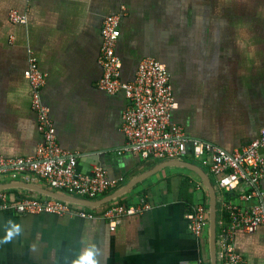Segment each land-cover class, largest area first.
Listing matches in <instances>:
<instances>
[{
	"label": "crops",
	"instance_id": "crops-1",
	"mask_svg": "<svg viewBox=\"0 0 264 264\" xmlns=\"http://www.w3.org/2000/svg\"><path fill=\"white\" fill-rule=\"evenodd\" d=\"M12 8L26 14V23L9 19ZM118 13L121 81L133 80L143 58L164 64L178 104L172 121L188 138L231 153L264 134V0H0V157L33 156L43 140L26 78L32 52L47 75L43 99L57 143L77 156V171L101 166L124 178L112 192L132 184L115 200L132 203L146 195L152 204L115 230L103 219L0 212V264H212L209 224L196 238L186 220L200 203L210 215V193L185 164L214 187V258L222 264L219 209L226 195L209 171L190 159L144 160L121 152L127 100L121 91L97 87L102 25ZM0 186L15 197L52 190L32 177L0 178ZM234 244L246 264H264V225L254 234L237 232Z\"/></svg>",
	"mask_w": 264,
	"mask_h": 264
},
{
	"label": "built area",
	"instance_id": "built-area-1",
	"mask_svg": "<svg viewBox=\"0 0 264 264\" xmlns=\"http://www.w3.org/2000/svg\"><path fill=\"white\" fill-rule=\"evenodd\" d=\"M123 14L108 15L101 29L102 44L99 63L103 75L97 87L107 94L122 92L127 106L121 116L120 130L126 138L123 153H132L144 160H193L206 168L216 179L218 189L226 195L220 207L222 227V264H246L236 248L237 232L254 234L264 225V134L241 150L228 153L211 144L190 139L184 129L172 121L178 104L167 67L154 58H143L130 82L120 79L122 62L116 53ZM9 19L26 23V14L18 9L9 11ZM26 78L31 86L32 108L37 114L42 143L35 155L8 159L0 157V178L13 181L37 178L60 194L97 200L117 189L124 178L111 177L101 166L89 174L79 173L77 156L64 151L57 143L51 110L45 104L43 91L47 75L30 52ZM152 207L146 195L128 203L110 200L97 206L66 201L53 196L15 197L0 190V212L17 214L51 213L86 219H103L115 230L123 218L138 215ZM209 210L195 205L186 214L189 232L196 238L203 235ZM191 264H207L198 260Z\"/></svg>",
	"mask_w": 264,
	"mask_h": 264
},
{
	"label": "water",
	"instance_id": "water-1",
	"mask_svg": "<svg viewBox=\"0 0 264 264\" xmlns=\"http://www.w3.org/2000/svg\"><path fill=\"white\" fill-rule=\"evenodd\" d=\"M186 167L193 169L196 171L198 174L201 175L205 186L208 188L209 193H210V215H209V228H210V238L212 241V249H213V260L212 264H216V260L214 258V249H215V242L217 241V221H216V200H215V190L210 181L206 178V176L198 170L196 167L192 165L185 164ZM132 184H128L125 188L119 189L114 192H110L107 195L97 199V200H89V199H84V198H76V197H71V196H66L63 194H60L58 192L52 191V190H46L45 193H47L49 196L57 197L66 201H73V202H79L83 203L85 205H101L103 203H106L110 200H113L120 196L122 193H124ZM8 186H0V190L7 189Z\"/></svg>",
	"mask_w": 264,
	"mask_h": 264
},
{
	"label": "rangeland",
	"instance_id": "rangeland-1",
	"mask_svg": "<svg viewBox=\"0 0 264 264\" xmlns=\"http://www.w3.org/2000/svg\"><path fill=\"white\" fill-rule=\"evenodd\" d=\"M209 220V219H208ZM209 224V223H208Z\"/></svg>",
	"mask_w": 264,
	"mask_h": 264
}]
</instances>
